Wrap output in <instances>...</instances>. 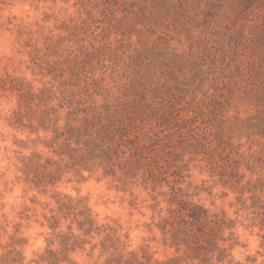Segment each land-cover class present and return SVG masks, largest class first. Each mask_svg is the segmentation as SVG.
Here are the masks:
<instances>
[{"label": "rangeland", "instance_id": "1", "mask_svg": "<svg viewBox=\"0 0 264 264\" xmlns=\"http://www.w3.org/2000/svg\"><path fill=\"white\" fill-rule=\"evenodd\" d=\"M245 2L0 0V261L7 249L16 248L26 264H35L53 240L45 219L53 208L48 202L30 197L16 213L17 222L9 221L3 200L9 190L5 177L12 172L11 183L23 184L24 196L36 191L50 201L62 185L77 192L87 183L102 185L95 193L96 205L112 214L98 222L120 226L129 236V251L149 245L160 260L175 254L165 245L159 225L169 217L168 199L183 189L193 202L230 220L224 246L231 247V254L236 247L248 249L243 233L258 239L255 254L244 261L232 255L235 263L264 264V98L255 83L264 73L256 74L253 67L256 50L264 52L259 38L264 33V0ZM9 3L27 5L28 11L5 17ZM238 41L245 48L242 58L233 55ZM69 50L85 64L70 66L64 60ZM88 79L91 100L99 107L116 98L109 100L112 110L135 118L130 139L137 132L155 138L143 151L147 162L109 176L101 169L81 178L67 169L56 187L42 193L27 179L28 173L35 176L34 170L21 168L36 153L43 156L42 163L61 159L54 152L57 146L50 147L53 133L39 126L40 102L22 107L20 86L34 94L53 90L59 97L61 89L84 87ZM85 198L98 218L93 194ZM30 205L44 209L43 221L37 222L49 229L41 233L45 247L31 259L25 255L30 238L21 223L36 217ZM134 231L144 233L135 247Z\"/></svg>", "mask_w": 264, "mask_h": 264}, {"label": "trees", "instance_id": "2", "mask_svg": "<svg viewBox=\"0 0 264 264\" xmlns=\"http://www.w3.org/2000/svg\"><path fill=\"white\" fill-rule=\"evenodd\" d=\"M254 1L260 0H246L245 3L255 5ZM259 38L260 44L264 45V33ZM238 42L232 47L233 55L242 58L245 48L240 44L241 41ZM259 50V48L256 50L259 53L257 63L253 65L256 67V74L264 73V52ZM66 54L63 57L66 56L64 60L67 58V62L70 61L68 64L71 62L77 65L85 64V61H79L77 54L72 57L73 50ZM92 55L90 54L89 58ZM70 70L72 73L75 71L73 66ZM260 76L255 83H258L256 85L260 89L259 96L264 98L262 95L264 75ZM91 81V79L83 81L84 87L79 84V88H76L73 84L72 87L61 89L59 97L53 90L46 89L34 94L31 89L26 90L24 84L20 86L22 90L19 91L24 101L22 107H27L31 102H40L39 126L42 131L53 133L51 146L46 145L51 148L56 145L54 152L61 159L54 164L48 160L42 163L40 159L42 160L43 156L36 153L32 159H28L29 163L21 168L34 170L32 173L35 176L31 177L28 173L27 179L37 188L41 187L42 193H47L49 186L56 187L67 169L81 178H84L85 172L94 174L101 169L104 170L105 176H109L116 175L118 170H135L136 166L140 167L145 165L144 161L147 162L148 157L143 151L148 141L153 143L155 138L147 133L139 137L140 133L137 132L138 135L130 139L133 118L112 110V102L109 100L116 98H107L108 102L100 107L95 100H91L92 94L89 91ZM93 81L95 82V79ZM55 101L58 103L54 104ZM21 112H16L19 118L22 116ZM130 173L133 174L129 172L128 175H131ZM189 197L183 189H179L168 199L169 217L161 221L159 229L164 235L165 245L174 249L175 254L160 260L155 258L149 245L129 251V236L122 233L123 229L120 226L100 224L87 198L79 196L74 198L54 190L51 198L55 202V207L51 209L50 215L45 216L47 225L53 231V240L49 241L47 250L39 260L34 262L78 264L72 259V254L77 250L84 251L85 246L91 244L88 250L89 258H92V254L99 248L103 264H242L235 263L230 252L231 247L224 246V242L227 241L224 232L231 229L230 220L224 213L212 212L203 204L193 202ZM64 224L66 228H63ZM74 227L76 231H73ZM97 239L98 243L93 244L92 240ZM19 241L23 239L20 238ZM95 263L99 264V257ZM0 264L26 263L21 250L12 248L6 250Z\"/></svg>", "mask_w": 264, "mask_h": 264}, {"label": "clouds", "instance_id": "3", "mask_svg": "<svg viewBox=\"0 0 264 264\" xmlns=\"http://www.w3.org/2000/svg\"><path fill=\"white\" fill-rule=\"evenodd\" d=\"M28 11L27 5H21V4H12L9 3L4 10V16H19L22 13ZM87 175V173H85ZM13 173L9 172L8 175L5 177V180L9 182L8 188L9 190L5 192L3 203L7 206L4 208V211L8 214V219L13 224L17 222L18 217L16 213L21 211V206L25 204H29V198L35 197L37 200H39L41 203L48 202L51 204L52 207H55V202L50 201L49 197L46 195H41L39 192L36 191H29L27 193V196H24L23 193V184H15L11 183L13 181ZM102 185H96L95 182L87 183L81 186V190L79 192L74 191L72 189V185H62L58 188V191L67 193L68 195L72 197H85L88 196L90 193L93 194V198L91 200V205L95 208V211L99 213L98 219L103 222L105 214L111 215L112 212L109 208L104 207L103 205H96V197L95 193L99 188H101ZM32 207L36 208V217L33 218L32 221H21V223L25 224V228L23 230L24 235L30 238L29 240V247L25 250V255L31 259L32 254L34 252L41 251L45 247V237L44 235H41V233L47 234L49 231L47 225L41 226L39 221H43V216L40 215L44 209L40 207V205H30ZM137 221L141 220L140 216L136 217ZM143 219H147V217H144ZM9 232L12 231L11 225L9 226ZM73 231H76L75 227L73 228ZM243 233V230H241ZM77 235H79V232H77ZM144 235L142 232H136L134 231L132 233V246L135 247V244L138 241V237ZM247 237V239H245ZM241 240L245 241L248 244V249L242 247H236L232 255L237 261H244L245 256L250 254H255L256 248L258 247L259 241L254 236H248L247 233H243L241 235ZM93 244L98 243L97 240H92ZM91 248V244L85 246L84 251L77 250V252L72 254V259L74 261H77L78 264H94V261L99 257V264H103V258L100 257V250L97 248L96 252L92 254V259H89L88 256V250Z\"/></svg>", "mask_w": 264, "mask_h": 264}]
</instances>
